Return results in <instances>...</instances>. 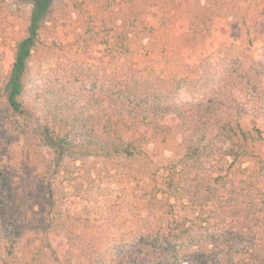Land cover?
<instances>
[{
  "label": "trees",
  "instance_id": "1",
  "mask_svg": "<svg viewBox=\"0 0 264 264\" xmlns=\"http://www.w3.org/2000/svg\"><path fill=\"white\" fill-rule=\"evenodd\" d=\"M84 1L74 7L85 32L69 48L67 41L54 45L61 54L44 92L27 101L28 61L55 31L49 24L57 0H23L27 13L0 42V61L4 53L10 60L0 70V127L38 140L56 174L89 159L143 156L150 138L169 134L166 118L187 137L182 158L162 166L158 180L150 177L134 229L103 234L102 245L82 255L69 241L64 264H264V159L254 149L263 137L242 126L249 116L264 124V0L250 3L257 21L250 44L260 47L242 56L233 28L194 0H121L125 24L105 30L96 6L102 0ZM139 28L149 38L144 57L132 50L130 34ZM10 152L0 135V161ZM0 175L4 181L10 173L0 166ZM22 198L0 197V264L58 262L46 238L60 237L56 217L31 227L29 212L39 216L43 205L35 201L24 212ZM48 206L55 209L56 201Z\"/></svg>",
  "mask_w": 264,
  "mask_h": 264
},
{
  "label": "rangeland",
  "instance_id": "2",
  "mask_svg": "<svg viewBox=\"0 0 264 264\" xmlns=\"http://www.w3.org/2000/svg\"><path fill=\"white\" fill-rule=\"evenodd\" d=\"M115 1L113 3L111 0H102L96 4L102 15L98 25L104 30V27L114 24L118 27L125 24L121 0ZM251 1L230 0V6H226L225 0H194V4L204 8V11H214L217 13L215 21H222L233 28L235 54L242 56L246 53L254 55V51L260 47L257 43L253 46L250 44L257 23ZM75 2L86 3L84 0L56 2L49 24L52 32L55 31L42 37L41 44L28 61V81L24 94L27 101H32L44 92L47 80L45 76L56 67L57 58L61 54L54 45H63L67 41L69 48L85 32L81 15L74 7ZM88 7L92 10V4H88ZM27 9L23 0H0V42L8 37L7 33L11 32L12 26L21 23L22 15L27 13ZM193 9L195 10L194 7ZM130 35L132 50L137 56L144 57L149 43L146 32L139 28ZM65 52L67 54L68 50ZM93 52L94 55H100L101 48L97 47ZM157 52H162L159 46ZM3 56L5 61L4 64L0 61V70L6 68L10 61L7 53ZM166 57L167 54L162 53V58H159L161 64ZM159 59L156 58L154 63ZM178 99L185 100L186 94L181 91ZM164 122L170 126L169 134L165 138H150L142 146L143 156L132 160L89 159L70 164L66 174L54 172L48 159L49 152L42 148L38 140L28 143L19 136L6 134L0 127V135L11 148L10 155L0 161L3 170L10 173L9 178L4 181L0 175V197H23L22 201L27 206L24 212L29 210L31 204L35 205V201L41 202L43 207L39 209V216H33L29 212L27 221L31 227L40 218L56 217L57 233L60 232V237H57L58 234H48L46 238L58 253V262L42 257L43 260L38 259L37 264L66 263L63 253L70 244L67 243L69 241L75 245L72 246L76 254L82 255L84 251L95 248V245L101 246L103 234L124 233L134 229L137 216L142 215L139 214L142 209L141 201L149 197L154 185L150 177L155 175L158 180L162 166L178 161L185 153L187 132L184 127L170 118L164 119ZM242 126L248 130L256 127L261 132L263 139L256 143L254 149L264 159V124L249 116L242 120ZM62 134L72 136L67 131ZM11 187L17 189L16 195L10 191ZM50 191L55 197L49 195ZM52 200L56 201L57 209L48 206ZM58 211L59 215L56 214Z\"/></svg>",
  "mask_w": 264,
  "mask_h": 264
}]
</instances>
